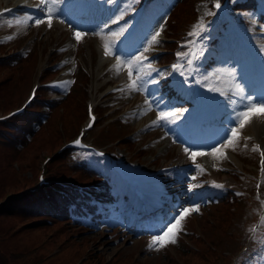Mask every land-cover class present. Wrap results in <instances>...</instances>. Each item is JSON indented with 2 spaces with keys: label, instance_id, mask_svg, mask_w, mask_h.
Returning a JSON list of instances; mask_svg holds the SVG:
<instances>
[{
  "label": "rangeland",
  "instance_id": "374dc122",
  "mask_svg": "<svg viewBox=\"0 0 264 264\" xmlns=\"http://www.w3.org/2000/svg\"><path fill=\"white\" fill-rule=\"evenodd\" d=\"M5 1L0 0V4ZM119 1L89 0L93 7L86 14V11H82L83 7L78 0L75 2L63 0L57 15L65 23L54 20L51 29L46 24L35 26L31 22L27 25L16 23L17 20H25L29 15L42 16L43 13L37 7L28 6L31 3L38 4L39 0H29L28 4L22 5L21 8L13 10L12 14L0 19V42L4 44L0 45V62L18 53L15 52L18 48L26 55L19 65L7 67L0 64V114H5L20 105L34 82L44 81L53 76L56 71L58 73L55 79L50 82L54 84L53 86L59 79H62L63 72H68L71 76L67 86L56 87L59 92L68 91L69 85L74 84L69 99L62 100L51 110V122L45 123V128H36L25 146H19L17 150L12 151L11 160L8 159L10 156L4 158V151L0 147V164L8 165L3 171V178L10 181L15 175L21 176L22 179L24 177L28 181L25 188L33 184L39 186L38 174L42 165L48 170V167L52 166L65 151H60L59 147L67 139L72 138L84 125L85 103L88 98H93L97 103L96 109L100 116L96 125L85 133V137L89 141L107 147L111 151L110 155L117 154L121 159H131L134 167L145 170V172L150 170V167L160 165L178 155L186 159L189 164L169 173L153 176L151 173L146 174L145 179L149 181L157 179L156 190L164 189L166 191L164 198L167 197L170 201L166 205L168 208L166 215L162 213L158 219L160 223L151 225L148 230L143 229L141 223L129 221V213L126 210L128 201L120 199L107 208L106 214L111 212L108 218L97 217L89 226L70 224L68 221L63 226V223L50 220L44 222V229H25L15 234L13 241L18 247L38 245L39 251L46 257L45 264H172L167 256L177 264H227L236 261L244 243L251 244L250 249L245 252L248 255L247 258L244 257L246 264H264V223L261 231L255 232L251 228V221L258 220L254 216L264 212V206L254 189L257 153L252 151L256 139L251 132L250 125L247 124L240 129L241 135L234 149L229 147L239 155L242 167L238 166L232 158H217L208 155L209 158H216L221 165L213 174H208L212 179L205 171L197 168V165H205L200 155L196 156L195 163H193L190 155L185 153L184 149L181 151L178 148V141H185L186 148L197 152L192 146H198L194 142L199 139L205 143L208 153L223 139L226 128H220V137L214 136L211 128L216 125H213L212 119H205L210 113L206 111H209L211 106L230 108L231 110L224 118L227 120L228 129L236 123V114L242 111L244 106L237 109L231 98L226 99L227 105L225 102L224 104L213 102L211 99H208L202 106L197 104L193 107L183 105L184 102H176L178 105L187 106V108L177 107L184 112L176 115L174 123L160 120L161 111L166 112L172 105L175 106L174 102L167 97L168 93L162 91L159 84L152 86L147 82L142 84L140 91H131L127 87L130 83L127 73L125 76L124 71L117 74L114 66L109 62L102 65L98 63L99 55L95 51V41L101 39L102 36L101 41L110 44L115 54L122 56L125 60L139 56L141 51L147 48L148 51L144 55L153 54L146 55L148 61L145 63L147 64L155 57L154 53L163 48L156 45L149 47L147 44L151 43V37L160 29L162 31L158 38H163L166 33V35L171 34L169 27H171L170 22H173L174 14L169 15L162 0L149 1L146 6V21L143 26L141 24L136 28L142 30L146 27V30L147 28L151 30L148 41L146 39L150 33L147 34L146 31V35L143 31L141 35L133 31L129 39H122V33L126 32L130 23L137 18L135 11L139 0ZM261 1L262 7L260 6L259 11L264 10V0ZM196 9L199 13L200 11L208 13L209 0H200L196 4ZM252 15L253 18L257 17L256 13ZM203 18L199 16L192 26H190L192 20L184 24L188 35L194 31L195 26L203 23ZM118 19L119 22H117ZM242 19V16L236 17L226 26V33L220 35V43L225 49L228 46L229 51L218 55L222 57L221 60L224 61L225 66H231L235 77L233 80L237 84L235 87H245L248 90V87H253V83L248 81L249 61L256 60L260 63L264 61V35L256 31L255 23L247 24ZM114 20L116 22H113ZM208 20L209 33L214 35L223 23L217 18L212 22ZM260 28H264V24ZM76 31L87 33V35L77 41L74 38ZM113 33H118V35H113ZM235 39L238 41L235 42ZM186 41L183 40L179 44L184 45ZM87 45H89V51ZM178 52L185 53V48ZM177 59L181 58L177 57ZM215 67L200 68L199 73L212 78L219 86L215 89L220 90L225 82L219 78ZM144 68L146 70H143L141 74L145 76V81L152 79L153 76L156 79L160 78L161 81L160 76L164 73L160 68H155L159 72L153 69L151 77L147 76L150 70L146 66ZM260 69L263 82H259L253 92L246 91V97L252 95L257 99L264 98V67ZM7 76H9L8 80ZM176 76L175 72L173 77ZM210 78L208 82H211ZM213 85L216 86V84ZM118 89H124V91L121 92ZM38 96H43L41 89H39ZM146 99L152 102L151 108L145 102ZM102 100L103 102L107 100V102L101 103ZM103 105L105 108L110 107L102 114ZM178 115L182 116L178 117ZM179 120L184 122L181 123ZM154 121H158L159 126L154 124ZM205 124L207 127L204 126ZM49 127L57 129L61 134V137L53 144L49 139ZM190 127L193 132L198 131V128H208V130L204 129L198 136L190 135L186 139L183 132ZM128 135L133 143L126 144L123 140ZM176 136H178L177 139H175ZM169 137L175 140L167 143L166 138ZM247 137L251 138L247 139ZM261 138L264 141V132ZM205 139H207L206 142ZM140 149L143 152H138ZM54 151L57 152L52 155L49 164L43 163L44 157ZM77 156L82 157L81 154ZM83 156L86 155L83 154ZM190 158L191 161H189ZM10 162H13L11 164L13 168ZM94 162L100 164L95 160ZM223 181L232 188L233 197L225 195L220 199L214 196L224 187H214L213 182L223 185ZM111 182L120 194L125 192V188L113 177ZM228 186L227 190H229ZM197 204L199 211L188 214L182 220V228L185 226L182 230H185L187 235L189 230L192 231L191 235L181 240L176 237L174 245L167 244L159 251L149 249L148 245L153 236L159 235L164 226L171 222L182 209L191 208ZM7 218L11 222L17 219ZM86 221L88 222L89 219ZM4 223L8 224V220L1 221L0 226H4ZM186 248L189 250L185 251ZM11 261L9 257H5L4 253H0V264H11Z\"/></svg>",
  "mask_w": 264,
  "mask_h": 264
},
{
  "label": "trees",
  "instance_id": "16d2710c",
  "mask_svg": "<svg viewBox=\"0 0 264 264\" xmlns=\"http://www.w3.org/2000/svg\"><path fill=\"white\" fill-rule=\"evenodd\" d=\"M191 1L174 0V21L170 24L177 34L181 33L180 28L186 18L194 15ZM247 2L248 5H254L252 0ZM244 3L242 4L247 5L246 2ZM0 45L4 44L0 43ZM24 58L26 56L18 52L6 57L0 64L12 67L21 64ZM41 90L43 96H37L33 104L27 107L22 114L0 122V147L4 151V158L10 156L8 159L11 160L12 153L19 146H25L28 143L29 136L34 134L36 128H45V123L50 121L52 114L50 111L62 100H68L71 95L69 93L61 100H53L47 97L44 89ZM44 105L49 107V111L44 109ZM1 107L4 108V106ZM35 123L38 127L35 126ZM49 128V139L53 144L61 137V134L57 129ZM78 162L67 160V151H64L48 168V174L54 178H70V182L74 185L71 183L66 186L61 184L48 185L35 191H29L26 189L27 187L25 188L28 181L24 177L22 179L21 176L13 174L15 176L12 177V180L6 181L3 178V171L8 165L0 164V224L1 221L8 220V224L4 223V226H0V253H4L5 257L10 258L12 260L11 264H45L46 258L39 251L38 245H34L35 247L31 245L18 247L13 241L15 234L17 235L25 229H44V222L50 220L63 223L64 226L66 221L70 224L74 222L72 219L74 215L85 214L90 210L95 212L97 204L88 192H91L101 201L113 198L107 176H104L95 167L84 162ZM12 163L10 162V166L13 168ZM82 185H88V191L77 188V186ZM227 196L229 197V195ZM7 217L17 219L11 222ZM42 244L44 245V243ZM31 247L32 249H29ZM37 247L38 250H36ZM187 250L189 249L186 248L185 251ZM167 258L171 260L172 264H177L171 257L167 256Z\"/></svg>",
  "mask_w": 264,
  "mask_h": 264
},
{
  "label": "snow or ice",
  "instance_id": "6c2138e0",
  "mask_svg": "<svg viewBox=\"0 0 264 264\" xmlns=\"http://www.w3.org/2000/svg\"><path fill=\"white\" fill-rule=\"evenodd\" d=\"M63 2V0H39V3L36 5V7L39 9L41 13H43L42 16L40 17H35L32 15H29L26 17L25 20L20 21L17 20V24H25L27 25L29 22H31L35 26H40L46 24L49 29L53 27V22L54 20H58L59 23H65L63 19H60L58 17V13L60 11V4ZM220 4L217 3L215 5L216 8H220ZM209 15H214V13H208ZM113 22H116L115 20ZM207 26L204 25L203 23L198 24L195 26L194 31L189 33V35L196 36L198 31H203L206 30ZM123 31V30H122ZM162 29L156 31L154 35L151 37V44L149 47L152 45L157 44L158 37L161 35ZM87 35V33L76 31L74 33V38L77 41H80L83 39V37ZM99 35V33H97ZM113 35H118V33H113ZM101 39L103 37L101 36ZM105 55L106 56H112L115 55V52L112 50V48L108 45L105 44ZM148 49L145 48L141 51L139 56H136L132 59H127L123 61L122 63L127 66V72H128V78L130 83L127 85V87L131 91H140L142 84L144 82L151 83V84H158L159 80L156 78H152L150 80L145 81V76L142 75L143 68L146 66L150 71L147 73V76L151 77L152 76V64L148 62L147 64L145 62L148 61V57L144 55L145 52H147ZM179 58L181 59H186L187 64L191 65L193 63V60L188 58V54L185 53H178L177 54ZM196 54L193 53L192 56H195ZM117 61L118 64L114 65V69L117 74L120 73L122 70L120 67V57L117 56ZM184 65L183 64H175L173 65V71L180 70V74L184 75L183 72ZM154 71L159 72L158 69H155ZM134 73L136 75L134 76ZM238 91L242 92L243 89H240L239 87L237 88ZM118 91H124V89H118ZM246 104L245 107L242 111L238 112L236 114V123L226 129L225 136L223 139L217 144L214 145L208 153L204 152H195V151H190L189 148H185L184 151L185 153H188L190 157L193 160V163H195V158L197 155H213L216 156L217 158H227V154L225 149L232 147L234 149L241 133L240 129H243L247 124L251 123L252 118L255 116L260 119H264V98L257 99L255 96L249 95L246 98ZM149 107L151 108V101L147 100L145 101ZM90 114H91V106L89 108ZM177 113L169 111V112H164L161 111L159 116L160 120H163L166 123H174L175 122V117ZM171 118V119H170ZM91 120L94 122L95 117L92 116ZM154 124L159 126L158 121H154ZM88 127H92V123H89ZM251 137H247V139H250ZM76 144H80V141L77 140ZM252 151H259L260 156H261V173L262 176H264V151L260 150V146L256 145L253 147ZM199 168L200 166L197 165ZM203 171V169H201ZM213 186L217 188H223V185L220 184H215L213 182ZM195 187V186H193ZM259 187V185H258ZM191 190V189H190ZM199 211V205H194L191 208H184L180 211V213L173 218V220L169 223H167L164 228L162 229L161 233L159 235L153 236L151 243L148 245L149 249L151 250H156L159 251L161 248L165 247L167 244H174L176 243V236L180 231H182V220L186 218L188 214H191L192 212H198Z\"/></svg>",
  "mask_w": 264,
  "mask_h": 264
},
{
  "label": "bare ground",
  "instance_id": "6f19581e",
  "mask_svg": "<svg viewBox=\"0 0 264 264\" xmlns=\"http://www.w3.org/2000/svg\"><path fill=\"white\" fill-rule=\"evenodd\" d=\"M28 1L29 0H6V5L7 6H10V5H14V6H17V5H23V4H28ZM31 1V0H30ZM2 5V4H1ZM32 7H36L37 4L35 3H31V4H28ZM3 6V5H2ZM12 8H15V7H12ZM108 59L113 63V64H118V61H117V57H113L112 56H109ZM104 61V58L101 57L99 59V63L102 64ZM120 63V61H119ZM123 69L125 68L123 65H122ZM124 76L126 75V72L124 71L123 72ZM64 77H67L69 75L68 72H65L64 74ZM66 81V78L62 79L60 82H59V85L60 86H63L64 82ZM236 93L238 95L241 94L240 91L236 90ZM251 130L254 131L258 137L261 138V136L263 135V132H264V119H260V118H257V117H253L252 120H251ZM260 138H258V140H261ZM233 158L236 159V161L241 165V162H240V159L233 153V154H230Z\"/></svg>",
  "mask_w": 264,
  "mask_h": 264
}]
</instances>
